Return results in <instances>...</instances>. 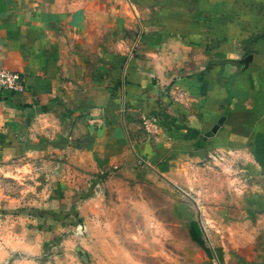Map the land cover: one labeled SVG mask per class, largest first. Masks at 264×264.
Instances as JSON below:
<instances>
[{
    "label": "crops",
    "instance_id": "0c3cea01",
    "mask_svg": "<svg viewBox=\"0 0 264 264\" xmlns=\"http://www.w3.org/2000/svg\"><path fill=\"white\" fill-rule=\"evenodd\" d=\"M0 69V161L81 152L264 218V0H0ZM8 232L0 264H50Z\"/></svg>",
    "mask_w": 264,
    "mask_h": 264
},
{
    "label": "rangeland",
    "instance_id": "374dc122",
    "mask_svg": "<svg viewBox=\"0 0 264 264\" xmlns=\"http://www.w3.org/2000/svg\"><path fill=\"white\" fill-rule=\"evenodd\" d=\"M94 165L74 151L0 161V215L15 219L0 246L14 230L18 252L32 243L50 264H264L262 216L154 169Z\"/></svg>",
    "mask_w": 264,
    "mask_h": 264
},
{
    "label": "built area",
    "instance_id": "2783aa9c",
    "mask_svg": "<svg viewBox=\"0 0 264 264\" xmlns=\"http://www.w3.org/2000/svg\"><path fill=\"white\" fill-rule=\"evenodd\" d=\"M23 79L19 72L9 69H0V86L4 89L19 91L23 87Z\"/></svg>",
    "mask_w": 264,
    "mask_h": 264
},
{
    "label": "water",
    "instance_id": "95a60500",
    "mask_svg": "<svg viewBox=\"0 0 264 264\" xmlns=\"http://www.w3.org/2000/svg\"><path fill=\"white\" fill-rule=\"evenodd\" d=\"M221 120L216 125H214V127H212V129H210L209 131L206 132V137L214 135L215 131H217V129L219 128Z\"/></svg>",
    "mask_w": 264,
    "mask_h": 264
}]
</instances>
